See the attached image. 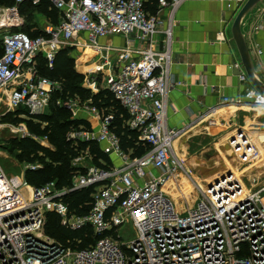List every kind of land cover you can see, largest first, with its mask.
I'll use <instances>...</instances> for the list:
<instances>
[{
  "label": "built area",
  "instance_id": "built-area-1",
  "mask_svg": "<svg viewBox=\"0 0 264 264\" xmlns=\"http://www.w3.org/2000/svg\"><path fill=\"white\" fill-rule=\"evenodd\" d=\"M42 1L15 0L13 6L0 8L4 48L0 94H9L12 109L45 113L60 83L38 73L37 57L43 54L53 67L59 51L80 46L83 37L88 42L85 49L103 54L105 88L127 110L129 128L151 149L133 157L111 129L113 114L70 99L67 106L90 116L86 119L91 128L72 129L68 140L99 142L106 154L116 155L121 163L111 168L92 166L75 174L70 187H60L57 180L30 185L25 173L40 165L27 164L22 177L0 169V264H264V183L255 179L253 188H248L234 173L227 174L183 212L163 190L166 181L183 168L175 143L185 130L168 125L167 105L171 91L180 84L171 74L174 18L187 0H158L157 12L149 10L147 0H48L59 10L58 24H46L37 37L13 32L24 23L20 5ZM164 10H168L165 19ZM160 33L164 39L158 40ZM117 35L126 38V46L99 42ZM240 77L248 79L245 74ZM223 103L264 110V93L251 86L242 97H224ZM237 136L244 145L234 150L247 164L251 155L246 150L257 157L258 149L244 132ZM237 140L232 137L230 144L236 145ZM89 187L95 188L91 208L77 214L65 199ZM49 213L59 215L73 230L91 226L99 239L83 249L53 239L45 230ZM130 221L135 238L122 242L119 230Z\"/></svg>",
  "mask_w": 264,
  "mask_h": 264
},
{
  "label": "crops",
  "instance_id": "crops-1",
  "mask_svg": "<svg viewBox=\"0 0 264 264\" xmlns=\"http://www.w3.org/2000/svg\"><path fill=\"white\" fill-rule=\"evenodd\" d=\"M245 2L246 0H187L176 11L173 24L171 74L172 80L180 84H177L170 93L167 120L171 128L183 129L185 133L178 137L175 144L180 140L184 143L185 140H191L196 136L206 142L208 137L222 134L232 124H238V120H261L256 114L253 116L251 111L255 109L249 105L237 108L233 104L223 103L224 97L236 100L242 97L247 87L253 86L249 79L241 80L240 75L234 72L233 65L236 61L239 66L241 59L233 39L232 24ZM20 13L22 15L21 10ZM161 14L164 19L167 18L168 10H164ZM38 17L36 21L38 30H43L46 24L53 23L50 17L45 14L42 16L41 12L38 13ZM19 28L20 26L15 27L14 30ZM242 29L252 53L256 72L264 80V4H258L245 16ZM156 39H164V35L160 33ZM79 42L85 53L81 54L76 63H80L88 51H95L91 48L85 50L84 46L88 43L85 38L81 37ZM99 42L114 47H124L127 44L126 38L120 35L100 38ZM134 44L139 45L138 42ZM258 48L262 51L259 52ZM242 71L244 72L243 68ZM261 112L264 114L263 111ZM239 132L242 131L237 129L230 134L227 133L226 139L220 142L229 154H235L238 162L230 161L224 155V162L228 168L231 165L241 167L244 165L239 161L234 145L227 144L230 136L233 134L235 137ZM253 133L261 134L259 146L260 149H264L261 147L264 144V132ZM246 137L248 138V135ZM263 159L264 155L260 159L253 158V161L248 163H252L250 166L256 168L258 162L254 164L253 162ZM111 160L114 166L121 163L116 155H111ZM202 169L204 173L213 170L212 167L204 168V166ZM214 176L206 179L207 185L215 181Z\"/></svg>",
  "mask_w": 264,
  "mask_h": 264
},
{
  "label": "trees",
  "instance_id": "trees-1",
  "mask_svg": "<svg viewBox=\"0 0 264 264\" xmlns=\"http://www.w3.org/2000/svg\"><path fill=\"white\" fill-rule=\"evenodd\" d=\"M148 8L151 12H157L158 0H147ZM15 0H0L1 6H12ZM20 10L25 17L32 16L34 13L41 12L50 17V20L58 24L61 21L60 13L51 2L43 0L40 4L25 2L20 5ZM27 19V18H26ZM28 32L19 30L32 37L43 34V30L36 29V22L27 25ZM3 43L0 39V56L3 53ZM73 47H67L59 51L53 67H50L47 59L40 54L36 60L38 73L45 78L60 83V91L56 89L51 98L49 111L40 114L35 120H27L32 132L39 135L47 136L54 148H48L40 144L31 137H25L22 140L14 139L12 141V150L21 149L18 154L24 162L42 163V167L37 170H27L25 173L26 180L33 186H42L49 181L57 180L60 187L72 185L75 174L86 172L84 166L74 165L73 158L76 154L88 150L93 156V163L103 168L114 166L111 156L106 154L100 143L96 141L85 142L77 141V146H73L72 141L68 140V133L72 129L86 127L91 128L90 123L85 118H73L71 111L65 106L57 104L59 98L63 99H82L91 100V104L98 107L105 115L113 114L114 119L111 123V129L120 137L121 147L125 152L130 153L133 157L144 155L150 145L139 139L138 132L129 128L127 122L129 115L124 106L115 98L114 94L103 88L99 92L93 93L81 85L83 75L74 68L76 57ZM90 52V51H88ZM23 112L24 115H30L25 108H20L16 113ZM32 116V115H31ZM77 172V173H76ZM95 188L71 192L67 195L65 201L69 203L72 211L77 214L88 213L91 208L92 194ZM46 232L55 237L62 243L72 246L76 249H83L97 242L99 236L94 233L91 226L70 229L61 224V217L55 213L47 215Z\"/></svg>",
  "mask_w": 264,
  "mask_h": 264
},
{
  "label": "rangeland",
  "instance_id": "rangeland-1",
  "mask_svg": "<svg viewBox=\"0 0 264 264\" xmlns=\"http://www.w3.org/2000/svg\"><path fill=\"white\" fill-rule=\"evenodd\" d=\"M260 3L264 4V0H262ZM1 7H10V6H1ZM38 13L39 12L37 11L32 16H27V17H25L24 14H22L25 22L22 25H20L19 29L17 30L13 29V32H16L19 30H24L25 32H28L29 30L27 28V25L33 24L38 20L39 18ZM42 16H44V13H42ZM82 53H85V52H84V49L81 48V46L74 47L73 52L71 51V54H74V56L77 59L81 56ZM102 63H103V54L97 51H94V52L90 51L89 53L87 52L86 56L82 58V61L80 63H76L74 66L75 70L79 72L81 75H83L81 85L87 89H90L93 93L99 92L101 89L105 88L106 86L104 82L105 74L103 73L104 69H103ZM62 90L63 89L60 88V91ZM69 100L70 99L59 98L57 101V104H59L60 106H65L67 109H69L71 111L73 118H85L86 119V116H88L87 114H83L79 110H77L76 112L75 110L67 106V103L69 102ZM76 100L81 103L91 102V100H87V99L84 100L81 97L76 98ZM19 109L20 108L12 109L10 107L9 94L7 93L0 94V169L4 170V172L8 174L9 176L22 177L24 175V172L26 171L27 164L28 165L35 164V165L42 166V163L40 161L24 162L21 159V157L18 156V154L21 153L22 150L21 149H17V150L11 149L12 141L14 139L22 140L25 137H31L34 140L40 142V144L43 146H46L48 148H54V147L52 143L49 141V139L47 138V136H44V135L42 136L35 132H32V130L29 128L28 126L29 123L27 120L33 119L37 121V119H35L36 117H33V116H38V115L31 116V115H24L23 112L16 113V111H18ZM253 109H255L251 111L253 116L256 114L261 117V120H238V124L236 123L237 125L232 124L231 126H229L228 129H225L226 131L224 133L219 134L217 136L215 135V136L208 137L206 142L201 141V139H198L196 136L192 138L191 140L189 139L187 141L185 140L184 143H183V140H180L178 144H175V153L180 158L182 162V167H183L181 168L179 172H181V174L184 175V177H186L189 183H191L193 186L197 188V192L194 194H191V196L187 197L185 195H182L181 197H179L181 198L183 211H186L188 208L195 206L196 203L202 198L203 190L200 191L199 187H203L204 190L206 189L205 181H207L206 179L210 178L209 176L215 175L214 179L215 178L218 179L221 177L223 173L227 172L229 169L231 170L232 167L236 169L237 172L241 173L244 169L250 168L249 166L252 165V163L250 164L248 163V165L244 164L243 167L231 165L230 168H228V166H226L224 162L225 161L224 155L230 161L235 160L237 162V160L235 159L236 157L235 154L234 155L229 154L228 151L225 150L224 147L220 145L221 144L220 142L226 139L227 133L230 134L237 129H240L242 132H246L247 133L246 135H248L249 141L253 142L260 151L261 155L258 157V159H260L264 155V149L263 148L260 149V146H259L260 145L259 139H260L261 134L253 133V132H262V133L264 132V114H262L261 112V111L264 112V110L260 108H253ZM48 111H49V107L45 113H47ZM93 126H94V123H93ZM233 136H234L233 134L230 136L231 138L230 140L228 139L229 141H227V144L230 143ZM235 136L237 137L238 140H237V146L234 145V148L235 146L238 147V144L242 145V143H244L243 139L242 141L241 139H239L240 136H237V135ZM180 143H183V144H180ZM73 146H77V142H74ZM261 147H264V144ZM247 152L249 153V149H247ZM75 160H78L77 166L80 165V166L85 167V171H87L92 166H97L92 162L93 156H91L88 150L84 152H80L79 154H76V156H74L73 158V161ZM239 161H241L240 158H239ZM250 161H253L252 155H251ZM256 162H258V164L256 165V169H254L255 171H254L253 176L248 175L249 171L242 175V179L248 188H253L252 187L254 183L253 181L255 179L257 180V183H260V184L264 183V159L259 160V161L258 160L254 161L253 164ZM203 166L204 168L212 167L213 168L212 172L204 173V170L202 169ZM79 173H84V172H79ZM250 177H252L251 180H250ZM186 183H187L186 181L183 182V180L182 181L180 180L179 183L177 184V189L175 190V193H181V190H183L182 186L186 185ZM167 196L170 198V200L172 199L171 201L176 206L175 202L178 201L179 199H174L172 195L167 194ZM190 202H192V204ZM61 224L64 225L62 218H61ZM119 231L122 236V240H121L122 242H129L135 238L136 228L134 224L132 223V221H130L126 225L121 226ZM47 235L57 240L55 237L51 236L49 233H47Z\"/></svg>",
  "mask_w": 264,
  "mask_h": 264
},
{
  "label": "water",
  "instance_id": "water-1",
  "mask_svg": "<svg viewBox=\"0 0 264 264\" xmlns=\"http://www.w3.org/2000/svg\"><path fill=\"white\" fill-rule=\"evenodd\" d=\"M262 0H246L242 8L239 10L238 14L236 15L234 22L232 24V35L233 39L236 42L241 62L239 66L237 65L236 61H234V72L237 75L245 74L251 84L260 92L264 93V80L260 78L257 74L252 53L246 38L245 33L242 29V22L245 16L251 12ZM242 68L244 72L242 71ZM228 174H231L229 172ZM224 177V176H223Z\"/></svg>",
  "mask_w": 264,
  "mask_h": 264
},
{
  "label": "bare ground",
  "instance_id": "bare-ground-1",
  "mask_svg": "<svg viewBox=\"0 0 264 264\" xmlns=\"http://www.w3.org/2000/svg\"><path fill=\"white\" fill-rule=\"evenodd\" d=\"M245 138H247V137H245ZM239 139H241V136H240V138ZM243 139V138H242ZM244 143H242V145H243ZM241 144L239 145L238 144V147H240V146H242ZM236 146H237V144H236ZM257 147V146H256ZM258 149V148H257ZM246 152H247V150H246ZM249 154L250 155H252L251 154V152H250V150H249ZM260 156V151H259V149H258V155H257V157H259ZM253 157V156H252ZM257 157H253V158H257ZM250 168H246V169H244L241 173H239V172H237V170L236 169H234L233 167L231 168V170L233 171V173H234V175L235 176H237V177H239L242 181H243V179H242V174H244V173H247L248 171V175L250 176H253L254 175V171L255 170H253L254 168H255V166H249ZM256 169V168H255ZM230 169L226 172V173H223L222 175H221V177L220 178H222L223 176H225V175H227L229 172H231L232 173V171H231ZM219 179V178H218ZM218 179H216L215 181H217ZM252 179V177H250V180ZM182 181L183 180V182L184 181H186L187 183H186V185H183L182 186V188H183V190H181V193H175V190L177 189V184L179 183V181ZM215 181H213L211 184H206V188L208 187V186H211ZM244 182V181H243ZM244 184H245V182H244ZM245 186H247L246 184H245ZM199 189H200V191H204V189H203V187H199ZM163 190L168 194V195H172V197H174V199H179L178 201H174L175 202V204H176V209H177V211H179V212H181V211H183L182 209H183V206H182V202H181V198H179V197H181L182 195H185V196H191V194H194V193H196L197 192V188L195 187V186H193L191 183H189L188 181H187V179H186V177H184V175H182L181 174V172H177V174L175 173V174H173L167 181H166V183L164 184V186H163ZM172 200V199H171ZM191 204H192V202H190ZM190 205V204H189ZM189 205H187V206H189ZM186 207V206H185ZM187 208V207H186Z\"/></svg>",
  "mask_w": 264,
  "mask_h": 264
}]
</instances>
